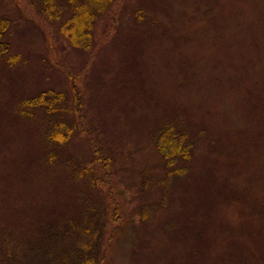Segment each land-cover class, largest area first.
Returning a JSON list of instances; mask_svg holds the SVG:
<instances>
[{"label": "rangeland", "instance_id": "1", "mask_svg": "<svg viewBox=\"0 0 264 264\" xmlns=\"http://www.w3.org/2000/svg\"><path fill=\"white\" fill-rule=\"evenodd\" d=\"M48 7L0 0V264H264V0Z\"/></svg>", "mask_w": 264, "mask_h": 264}, {"label": "trees", "instance_id": "2", "mask_svg": "<svg viewBox=\"0 0 264 264\" xmlns=\"http://www.w3.org/2000/svg\"><path fill=\"white\" fill-rule=\"evenodd\" d=\"M26 1L31 3V4H33V2L41 3L42 6H44L45 13H48L46 11L47 8H49L48 6H51L54 3V0H26ZM88 1L90 3L97 4L98 7L95 9H98L99 11H101L107 4H111V7H113V5L115 4V2L117 0H88ZM77 28L80 30L81 24H79ZM72 32H73V27H72ZM72 36H74V35H72ZM71 38L73 39V37H71ZM86 48H88V46H86ZM49 93L50 92H41L36 97L31 98V100H29V101H30V103H37L39 101H42L43 103L47 102L46 108L48 110H51L53 108L52 103L56 102L57 98H54L53 95H50L51 96L49 99L50 101H47V99L45 100V96H47ZM75 94L77 95L76 90H75ZM80 104H81L80 99L77 97V99H75L76 107H77V105H78V107H80ZM57 127H58V124L54 123L52 130L55 131L56 134L61 135V133L63 131H66V130L61 129V127L65 128V126L63 124H61L59 129H56ZM62 135H64V134L62 133ZM53 141H58V140H53ZM185 142H186V136L183 132L168 136V131H167L166 136H164L163 138L160 139V141L157 142V148L162 153V155L165 156V158L174 159V157H186L189 154L190 145H189V143L186 145H183ZM91 167H92V165H91ZM91 167L88 166V168H86V167H83V168L85 171H88L87 169H90ZM99 260L102 261V255H100Z\"/></svg>", "mask_w": 264, "mask_h": 264}]
</instances>
